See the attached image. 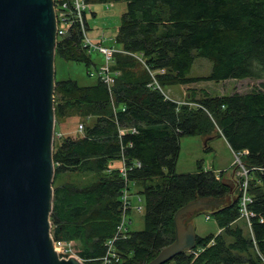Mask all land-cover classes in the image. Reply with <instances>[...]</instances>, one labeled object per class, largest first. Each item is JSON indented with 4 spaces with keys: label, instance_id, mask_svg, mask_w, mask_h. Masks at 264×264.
Segmentation results:
<instances>
[{
    "label": "trees",
    "instance_id": "trees-1",
    "mask_svg": "<svg viewBox=\"0 0 264 264\" xmlns=\"http://www.w3.org/2000/svg\"><path fill=\"white\" fill-rule=\"evenodd\" d=\"M87 2L125 3L114 44L141 56L150 70L164 69L165 74L157 75L163 88L203 81L264 80V0ZM55 57L87 68L91 64L76 30L58 41ZM196 58L211 63L207 77L188 76ZM111 67L117 72L112 87L114 102L120 107L116 119L122 128L137 131L122 136L121 142L132 143L125 155L141 164L140 169L130 171L129 179L142 183L139 195L144 204L143 229L130 232L115 245L120 264H148L154 259L173 241L175 212L197 198L220 203L212 211L199 213L211 216L219 232L196 235L195 254L183 252L165 264H264V92L213 97L206 92L199 97L185 94L183 100L197 105L190 107L166 101L147 87L148 71L133 57L114 54ZM54 112L55 125L74 113L95 117L85 134L62 135L60 144L53 147L52 186L68 172L89 181L53 189L50 223L54 240L73 242L81 259L99 264L106 252L104 243L116 228L121 187L117 171L107 172L118 161L119 152L109 92L98 79L86 87L55 79ZM185 137H202L207 142L222 137L238 156L248 172L251 203L247 209L254 214L250 230L244 219L238 223L243 178L233 174L238 171L236 164L230 174L232 182L224 171L204 170L201 161L195 173L176 174L180 140ZM204 149L210 150L207 144Z\"/></svg>",
    "mask_w": 264,
    "mask_h": 264
},
{
    "label": "water",
    "instance_id": "water-1",
    "mask_svg": "<svg viewBox=\"0 0 264 264\" xmlns=\"http://www.w3.org/2000/svg\"><path fill=\"white\" fill-rule=\"evenodd\" d=\"M53 0H0V264H81L52 247L56 22ZM207 144V140L204 146ZM220 203L197 198L173 216V241L148 264L196 246L189 218Z\"/></svg>",
    "mask_w": 264,
    "mask_h": 264
},
{
    "label": "rangeland",
    "instance_id": "rangeland-1",
    "mask_svg": "<svg viewBox=\"0 0 264 264\" xmlns=\"http://www.w3.org/2000/svg\"><path fill=\"white\" fill-rule=\"evenodd\" d=\"M93 4V3H92ZM93 14H87L86 20L88 25V35L94 41H98L100 36H104V40L102 44L107 46H115L117 49H120L116 44H114V39L117 33L118 26L120 24V20L122 14L125 12V3L124 2H114V3H106V4H93L92 7ZM97 37V38H96ZM100 42V40H99ZM122 50V49H121ZM124 51V50H123ZM123 54V53H121ZM125 54V53H124ZM129 55V54H125ZM137 60L134 56L129 55ZM102 60L101 55L96 53H91L90 61L91 64L87 68L85 64L75 63V62H66L59 57H55L54 60V68H55V79L58 81H67L72 80L78 83L81 87L91 86L96 82V78L89 77V72H94L100 61ZM140 64L141 62L137 60ZM144 61V60H143ZM142 65V64H141ZM112 69V67H111ZM211 63L203 58H196L191 71L189 73V77L191 78H203L207 77L210 73ZM264 80H228L222 81L218 83L214 82H198L191 84L192 89L199 91L202 95L203 92H206L209 96H229L234 93L244 94L249 93L251 91H262L264 92V87L262 84ZM178 86L166 87L164 88V92L175 102H179L184 99V94L182 91V96L178 92H174L178 90ZM187 90V89H186ZM116 105V104H115ZM117 106V105H116ZM118 107V106H117ZM119 109V107L117 108ZM95 120L94 116H88L85 118H81L78 114H73L68 118H62L55 125V132L53 138V147H57L62 141V135H78L77 133V125L79 123H85L86 126L91 124ZM57 131V132H56ZM206 139L202 137H185L180 140V152L175 166L176 174H189L196 172V163L198 161L202 162L203 168L206 170H210L215 173L225 172V176L227 178H231L230 174L232 172L233 166L236 164L237 155L234 154L227 143L224 141L222 137H214L211 140H208L207 145L210 148L209 151H205V143ZM112 167L119 166L118 161H114L111 163ZM235 173L236 178L240 177L238 171ZM67 174V173H66ZM229 180V179H228ZM64 183H76L83 184L86 183L84 181H89L87 177L81 176L75 172H68V175L61 174L55 179L53 189L56 186L61 185L60 182ZM231 181V180H230ZM232 182V181H231ZM63 183V184H64ZM135 189L133 182V190ZM136 191H133L132 196V204L134 207H141L140 211L138 209H133L130 215V224L128 226L130 232L141 231L144 227L143 224V213H144V204L140 197V203L136 201L137 196L135 194ZM200 213V212H199ZM195 215L191 218V225H193L196 235L200 237H205L209 234L217 235L219 229L214 221V219L204 213ZM206 216L209 219H206ZM243 218H241L238 223H241ZM247 232V228H245ZM245 232V233H246ZM194 249L191 251H186L188 254H195ZM196 256V255H195ZM121 263V262H120ZM119 263V264H120ZM88 264V263H86Z\"/></svg>",
    "mask_w": 264,
    "mask_h": 264
},
{
    "label": "built area",
    "instance_id": "built-area-1",
    "mask_svg": "<svg viewBox=\"0 0 264 264\" xmlns=\"http://www.w3.org/2000/svg\"><path fill=\"white\" fill-rule=\"evenodd\" d=\"M54 3V13H55V22H56V45L58 41H60L64 37H68L72 35L73 30L78 31L80 36V47L83 49L86 54L89 56L91 53L98 52L102 60L98 64L97 69L94 72H89V77H94L100 80L106 87L107 91L109 92L110 98V105L114 115V119L116 121L117 126V138L119 140V152H118V162L119 166L110 167L107 172L111 173L113 171H117L121 187L119 190V215L118 221L116 224L115 231L113 235L108 238L104 246L106 247V252L103 257L98 259L100 262L99 264H119L121 262V256L118 253L116 248V243L120 240H126L129 237V224H130V215L133 209H138L137 211L141 210V207H134L132 204V196H133V181L129 179L130 171L135 169H140L141 164L140 162L134 159H128L125 155V149L130 148L132 143H128V145H124L121 142L122 136L125 134L133 135L136 134V128L128 127L122 128L116 119V114L118 113L119 109L115 105L114 97H113V90L112 87L115 82V76L117 72L112 71V60L113 55L117 53H125L134 56L137 60L141 62V64L147 69L148 74L150 76V82L147 84V87L158 91L164 98V100L177 103L178 105H187L190 107L197 106L194 103L187 102L185 100H181L179 102H175L172 100L165 92L164 88L158 83L157 75L165 74L164 69H159L156 71L150 70L143 61V58L139 55H134L132 53L123 51L121 49H117L114 45L105 47L102 44L104 40V36L101 35L98 41H94L88 35V25H87V14H92L93 4L87 2V0H53ZM120 108V107H119ZM124 109H122V112ZM86 129V122L79 123L77 125V133L80 135L85 134ZM236 158V165L238 166V173L239 178H243L239 186V190L241 192V199H240V217L243 218L247 223V228L250 230V217L254 216V214L248 211L247 206L251 203V198L248 195V172L247 170L241 165L240 160ZM136 201L140 203V196H137ZM206 219H209L206 216ZM52 241V247L54 252L56 253L57 257L61 260H67L70 258L77 259L81 264H86L87 261L81 259L78 256V251L75 247V244L71 241H59L54 240L52 234L50 235Z\"/></svg>",
    "mask_w": 264,
    "mask_h": 264
},
{
    "label": "crops",
    "instance_id": "crops-1",
    "mask_svg": "<svg viewBox=\"0 0 264 264\" xmlns=\"http://www.w3.org/2000/svg\"><path fill=\"white\" fill-rule=\"evenodd\" d=\"M97 38V37H96ZM179 88H178V90H175L174 92L176 93V92H178V93H180L181 94V96H182V91H183V94L185 95H190V94H194V95H197L198 97L200 96V92L199 91H197V90H194V89H192L193 87L191 86V85H186V86H178ZM187 89V90H186ZM183 100V99H182ZM181 101V100H180ZM224 139V138H223ZM225 141V140H224ZM204 170H206L205 168H203ZM232 174V173H231ZM65 175H68V173L67 174H65ZM230 177H232V175H230ZM228 179H230V178H228ZM227 179V180H228ZM151 181V180H150ZM150 181H147L148 182V185L149 184H153L154 182H153V180H152V183H150ZM230 181V180H229ZM146 182V183H147ZM64 183V181L63 182H60V184H63ZM134 186H135V189H134V191H136L135 192V194L136 195H138V196H140L139 195V193L143 190V185H142V183L140 182V181H134Z\"/></svg>",
    "mask_w": 264,
    "mask_h": 264
},
{
    "label": "clouds",
    "instance_id": "clouds-1",
    "mask_svg": "<svg viewBox=\"0 0 264 264\" xmlns=\"http://www.w3.org/2000/svg\"><path fill=\"white\" fill-rule=\"evenodd\" d=\"M93 14V13H92Z\"/></svg>",
    "mask_w": 264,
    "mask_h": 264
}]
</instances>
